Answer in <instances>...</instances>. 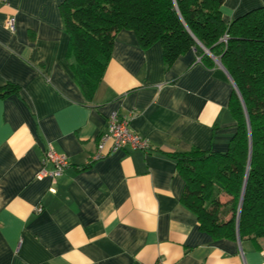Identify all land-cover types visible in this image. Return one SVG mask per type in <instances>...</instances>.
<instances>
[{
    "label": "crops",
    "instance_id": "1",
    "mask_svg": "<svg viewBox=\"0 0 264 264\" xmlns=\"http://www.w3.org/2000/svg\"><path fill=\"white\" fill-rule=\"evenodd\" d=\"M62 2H0V88L17 87L0 98V264H264V248L199 230L171 157L227 151L235 89L223 67H204L193 49L166 67L159 43L142 48L122 30L88 100L66 62ZM261 7L223 0L221 19ZM112 115L150 151L111 152L107 141L96 159ZM48 146L69 162L55 181L38 179L53 170L43 163Z\"/></svg>",
    "mask_w": 264,
    "mask_h": 264
},
{
    "label": "trees",
    "instance_id": "2",
    "mask_svg": "<svg viewBox=\"0 0 264 264\" xmlns=\"http://www.w3.org/2000/svg\"><path fill=\"white\" fill-rule=\"evenodd\" d=\"M222 4L223 0H63L59 11L68 36L66 62L88 100L102 81L115 36L122 30L133 31L142 48L159 43L166 67L192 49L206 68L218 59L239 93L234 90L229 101L236 133L224 153L192 149L171 155L185 183L181 203L212 240H235L238 230L240 241L261 251L264 7L226 25ZM16 92L17 87L8 84L0 88V98Z\"/></svg>",
    "mask_w": 264,
    "mask_h": 264
},
{
    "label": "built area",
    "instance_id": "3",
    "mask_svg": "<svg viewBox=\"0 0 264 264\" xmlns=\"http://www.w3.org/2000/svg\"><path fill=\"white\" fill-rule=\"evenodd\" d=\"M2 1L3 0H0V2ZM14 24V18H10L6 22L5 28L9 31H13ZM225 41L226 39L223 38L222 42ZM107 141H111L112 143L111 152L119 151L125 148L132 151H141L143 153H148L150 151L148 142L130 129L129 120L119 119L116 115H112L108 119L106 132L100 137L99 140L97 155L95 156L96 159L103 157V145ZM43 163H49L53 165V170L50 173L42 171L38 175V179L49 176L53 181H55L69 167L68 158L65 155L56 153L50 146H48L47 150L44 153ZM41 211V208L36 209V212L38 213H40Z\"/></svg>",
    "mask_w": 264,
    "mask_h": 264
},
{
    "label": "water",
    "instance_id": "4",
    "mask_svg": "<svg viewBox=\"0 0 264 264\" xmlns=\"http://www.w3.org/2000/svg\"><path fill=\"white\" fill-rule=\"evenodd\" d=\"M174 2H175V1H174ZM206 54H209V52L206 51ZM212 58H213V57H212ZM213 60H214V62H215L218 66L222 67L221 64H220V62L218 61V59L213 58ZM234 89H235L236 93H237L238 96H239V93L237 92L236 88H234ZM249 163H250V161L248 162V164H249ZM246 182H247V178H246L245 181H244V186H243V191H242V195H241L240 204H242V199H243V195H244V190H245ZM238 214H239V213H238ZM238 217H239V215H238ZM238 217H237V220H238ZM236 233H237L236 238H237L238 241H240V240H239V237H238V230H237Z\"/></svg>",
    "mask_w": 264,
    "mask_h": 264
}]
</instances>
